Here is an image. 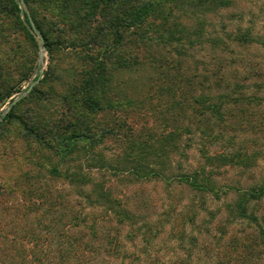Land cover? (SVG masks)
<instances>
[{
  "label": "rangeland",
  "instance_id": "1",
  "mask_svg": "<svg viewBox=\"0 0 264 264\" xmlns=\"http://www.w3.org/2000/svg\"><path fill=\"white\" fill-rule=\"evenodd\" d=\"M223 1L173 2L128 37L94 113L96 53L42 9L51 54L0 15V121L39 78L14 112L51 145L0 126V264H264V0Z\"/></svg>",
  "mask_w": 264,
  "mask_h": 264
},
{
  "label": "trees",
  "instance_id": "2",
  "mask_svg": "<svg viewBox=\"0 0 264 264\" xmlns=\"http://www.w3.org/2000/svg\"><path fill=\"white\" fill-rule=\"evenodd\" d=\"M177 1L180 0H23V3L31 10L28 15L21 12L18 1L0 0V15L3 13L6 16L10 15L15 28L23 29L26 32L30 18L43 38L45 51L51 54L54 42L50 40L49 36L54 33L44 29L33 14L35 8L42 9L57 19L61 25L60 29L65 35V40L72 44H79V48H86L88 52L96 53L95 57L89 56V60L94 62L97 74L86 75L82 82L84 96L82 104L90 110V113H94L100 109L98 89L107 80L105 77L108 74V67L105 61L115 53L118 55V50L124 46L128 37L133 42L149 40L150 34L154 33L155 22L167 19V7ZM217 2L224 4L223 0H217ZM165 11L166 16L164 15ZM20 13L23 20H20ZM27 34L33 42L32 36ZM97 56L101 57V61H98ZM116 64L117 66L123 65L119 61ZM1 76L0 74V105L3 100L15 94L11 85L3 86L4 82L1 80ZM14 108L15 105H12L8 112L1 117L0 126L4 122L20 120L26 132L31 134L37 130L34 136L38 143L50 147L49 141L41 135L43 129L39 127L36 129V127L24 123L16 115ZM71 136L74 137V133ZM196 182V176L188 178V184L192 187L196 186ZM206 185L208 184L202 185V188H205Z\"/></svg>",
  "mask_w": 264,
  "mask_h": 264
},
{
  "label": "water",
  "instance_id": "3",
  "mask_svg": "<svg viewBox=\"0 0 264 264\" xmlns=\"http://www.w3.org/2000/svg\"><path fill=\"white\" fill-rule=\"evenodd\" d=\"M19 1V3H20V5L21 6H24V3H23V0H18ZM21 12H22V9H21ZM29 30L34 34V35H36V38H37V42H38V44L39 45H41V47L44 49V46H43V38H42V36H41V34L39 33V31L35 28V26H34V24H33V22H32V20L29 18ZM39 79V78H38ZM38 79H36L24 92H22L21 93V95L19 96V97H17L16 99H14L13 101H12V103H11V105H13V104H15L20 98H21V96H24V95H26L27 93H29L30 92V90H31V88H32V86H33V84L34 83H36L37 81H38ZM9 108L10 107H8L7 109H6V113L8 112V110H9ZM5 113V114H6Z\"/></svg>",
  "mask_w": 264,
  "mask_h": 264
}]
</instances>
